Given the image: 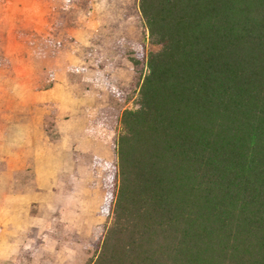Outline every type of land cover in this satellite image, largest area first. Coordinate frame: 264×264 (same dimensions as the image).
Returning <instances> with one entry per match:
<instances>
[{"label":"trees","instance_id":"obj_1","mask_svg":"<svg viewBox=\"0 0 264 264\" xmlns=\"http://www.w3.org/2000/svg\"><path fill=\"white\" fill-rule=\"evenodd\" d=\"M148 33L85 264H264V0H138Z\"/></svg>","mask_w":264,"mask_h":264},{"label":"rangeland","instance_id":"obj_2","mask_svg":"<svg viewBox=\"0 0 264 264\" xmlns=\"http://www.w3.org/2000/svg\"><path fill=\"white\" fill-rule=\"evenodd\" d=\"M148 33L138 0H0V264H85Z\"/></svg>","mask_w":264,"mask_h":264}]
</instances>
